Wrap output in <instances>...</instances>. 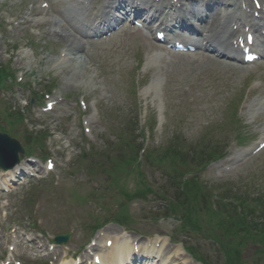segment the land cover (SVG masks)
Returning <instances> with one entry per match:
<instances>
[{
    "label": "rangeland",
    "instance_id": "obj_1",
    "mask_svg": "<svg viewBox=\"0 0 264 264\" xmlns=\"http://www.w3.org/2000/svg\"><path fill=\"white\" fill-rule=\"evenodd\" d=\"M43 1L47 3V9L39 8ZM82 1L0 0V64L22 72L25 76L23 84L35 82L36 90L40 91L38 94L50 90V99H63L53 112L43 115L40 120L30 111L36 104L33 103L29 110V123L35 124V130L45 127L46 135L48 131L50 134L44 153L37 150L32 158L20 155V165L25 166V173L32 171L36 178H27L26 174L14 170L0 173V215L2 210L6 211V219L0 218V226L3 224L7 228L0 230L6 231L9 240L8 243L3 240L0 254L15 243L14 236L19 244L21 241L22 246H19L24 256H35L26 244L30 240L31 246L44 245L47 249L44 253L50 254L54 246L49 244V239L59 233H71L70 242L55 247L53 255L57 252L72 258L88 243L93 227L112 220L120 210L118 206L126 202L136 224L132 230L136 237L164 242V251L169 249L165 264L176 257L185 260L187 257L181 253L180 245H169L166 238L157 240L155 236L169 237L179 224L173 218H161V203L155 202V197H148L147 202L152 199L149 206L143 200L128 202L125 199L127 193L138 188L137 177L125 173L127 168L111 169L110 158L117 154H120V160L127 158L126 152L122 153L127 148L120 143L125 131L130 132L126 137L129 145L138 150L143 142L153 149L166 146L170 139L181 138L191 151L198 150L200 154L203 150L204 157L209 156L210 148L214 152H227L228 157L241 156L244 148L254 147L264 133V105L259 106L261 101L264 103V63L229 67L211 61L214 58L211 51L184 56L171 54L161 49L153 38L123 28L106 41L87 47L80 56L76 54L78 62L81 57L86 64L84 84L66 82L68 68L58 70L56 65L67 53L75 55L72 50L80 47L81 41L85 40L83 34L90 31L79 26L84 17L78 6ZM104 1L92 0V6L85 14L88 25L96 24ZM150 3L152 6L159 4L152 0ZM32 9L37 10L31 12ZM223 12L225 9L216 7L214 18H219ZM54 17H63L75 28L74 41V38L69 40L52 30ZM212 21L205 27L214 26ZM153 80L161 83L159 92L148 90ZM32 97L27 88H15L13 93L0 95V129L23 145L25 126L12 130L4 108L10 104L16 109H28L27 102ZM82 101L86 111L79 105ZM90 118L93 120L86 123ZM146 120L150 126L158 123L153 134L145 125ZM235 120L248 126L245 144L236 143ZM83 123L89 130L87 134ZM141 129L145 133L140 135ZM207 146L209 149H205ZM107 152L109 159H100V163L90 156L85 157L87 153L93 156V153L103 155ZM44 154L55 160V169L51 173L44 169ZM67 156L72 158L68 163L65 161ZM31 159L34 164L30 163ZM102 165L103 169L98 168ZM161 170L157 165H144L148 186L155 187L158 192L167 183L165 170ZM21 178L27 179L22 181ZM200 181L218 196L210 201L212 208L215 204L229 206L234 199L264 200V151L230 171H224L222 165L212 164L201 174ZM218 188L222 190L217 191ZM221 200L226 201L223 204ZM5 205L7 207L3 209ZM110 228L114 234H110ZM121 229L118 225L108 224L102 230L105 235L101 237L100 233L97 238L101 237L100 242H104L106 238L122 236ZM135 235L127 234L128 237ZM176 240L190 241L183 237ZM191 242L195 252L209 264L221 263L217 246L211 240L195 236ZM103 246L102 243L100 247ZM254 252V247H246L242 252L244 259L249 264H256V259L260 261L257 264H264V254L258 256L256 253L254 258ZM153 256H162V251ZM50 261L53 263L55 259L50 256ZM63 262L69 264L72 260L55 264Z\"/></svg>",
    "mask_w": 264,
    "mask_h": 264
},
{
    "label": "bare ground",
    "instance_id": "obj_2",
    "mask_svg": "<svg viewBox=\"0 0 264 264\" xmlns=\"http://www.w3.org/2000/svg\"><path fill=\"white\" fill-rule=\"evenodd\" d=\"M117 2H118V0L117 1L106 0V5L103 8V16L101 18L102 22H105L106 19H109L111 16L114 15L113 13H115L116 10L113 6H115V4ZM216 2H217V0H211L208 4V7L214 5ZM145 3H146L145 0H143V4H145ZM86 4H87V0L82 2V11L84 13H86V11L89 10V7H87ZM201 7L205 8L206 5L201 6ZM32 10L33 11H31V12H35L37 9H32ZM136 10L142 11V9H140L139 7L130 6L129 12L131 14H133V13H135ZM161 10H162V6H157L156 8H154L153 10H150V11H153L155 14H157ZM189 10H191V7L187 8V14H191V11H189ZM237 17H238V15H232L231 21L234 19H236V22L241 21V19H238ZM53 21L55 22L54 25L52 26L53 31L59 32L61 34H65L66 36H68L67 38L69 40H71L72 38H74L73 41L75 40V37L73 36L74 33L72 32L70 27H68V25L65 23V21H63L62 19H58V18H54ZM201 21H202V19L200 18L198 22L201 23ZM182 22H184V21L181 20L180 25H182ZM225 24H226V22H224L223 24H220L217 27L216 31L213 34H211V36H208L207 42H211V43L215 42L217 44L218 40H221L223 38L222 30L225 27ZM263 25H264V23H263ZM79 26H81V27L83 26L84 30L88 29V26L86 25V18L85 17H83L81 19V23L79 24ZM262 30H264V26H263V28L258 30L261 39H264V36L261 35ZM227 39H228V37H227ZM67 57H68V55H67ZM64 65L68 66V70H67L66 78H65L66 82L69 81L71 83L79 84V85H81L82 83L84 84V75L86 74L87 69H86L85 62H83L82 59L79 58V62H78V59L76 58V56L74 58L71 57L67 61L64 59V63L60 66H64ZM111 253L113 254L112 261L115 262V260L117 258H119L117 264H122V262L124 260H126V262H127L126 264H130L132 261V259H130V257L132 256V247L128 246L126 244L121 246L118 242L115 241L111 247ZM107 263H108V261H103V259H101V264H107ZM181 264H189V263L183 261Z\"/></svg>",
    "mask_w": 264,
    "mask_h": 264
},
{
    "label": "trees",
    "instance_id": "obj_3",
    "mask_svg": "<svg viewBox=\"0 0 264 264\" xmlns=\"http://www.w3.org/2000/svg\"><path fill=\"white\" fill-rule=\"evenodd\" d=\"M178 146H180V144H178V143H176V144H174L172 146V152H171L172 159H175V160H177L178 162H181V163L188 164L189 165L188 168H190L191 166L195 165L196 162L199 163L198 162L199 159L198 160L197 159L194 160V158L192 157L194 155L193 154L194 152H192V151L186 152L184 150H183L184 151L183 152V151L179 150ZM188 160H190L191 163H189ZM202 162H204L203 159L200 160V165H201ZM198 188L199 187L196 186V184H192V185L185 184L183 186V189H182V194H183L182 198L183 199L181 201H183L184 199L185 200H188V199H191V198L195 199L196 196L197 197L200 196V191L196 190ZM185 206H187V209H186L187 213L186 214L190 217V215H189L190 209L189 208L191 207V204L187 203ZM249 214L252 217V212H250ZM220 225H228V224H227V222H224V221L221 220ZM230 226H231L230 229H229V227L224 228V231L226 232V234L228 236H233V232L231 231V229L235 228V226H236L235 230L237 231V234H239L240 232L245 233V237L242 238V240H245V239L254 240L255 235L252 233V226H253V230L261 229L263 231L262 234L264 235V225H260L259 226L257 224H254V225L248 227V224H247V222L245 220L237 218V217H236V221H233L232 225H230ZM237 234L235 236H237ZM257 236H258V234H257Z\"/></svg>",
    "mask_w": 264,
    "mask_h": 264
},
{
    "label": "water",
    "instance_id": "obj_4",
    "mask_svg": "<svg viewBox=\"0 0 264 264\" xmlns=\"http://www.w3.org/2000/svg\"><path fill=\"white\" fill-rule=\"evenodd\" d=\"M2 141H3V142H6V140H4V139H2ZM16 152H17L16 150H13V151H12V154H13V157H14V158L12 157L13 160H16V158H15V156H14V155L16 154Z\"/></svg>",
    "mask_w": 264,
    "mask_h": 264
}]
</instances>
